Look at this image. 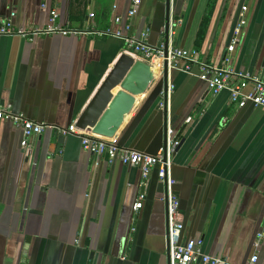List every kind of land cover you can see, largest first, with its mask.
<instances>
[{
  "label": "crops",
  "instance_id": "crops-1",
  "mask_svg": "<svg viewBox=\"0 0 264 264\" xmlns=\"http://www.w3.org/2000/svg\"><path fill=\"white\" fill-rule=\"evenodd\" d=\"M52 10L63 29L146 35L150 46L193 50L206 63L230 57L233 70L264 77V0H0V20L17 27H47ZM128 52L122 40L93 34L0 37V105L66 128L122 55L139 60ZM150 65L155 79L114 139L157 155L168 129L175 132L170 175L183 242L201 240L203 253L231 264L252 255L264 264V110L233 103L225 91L214 96L196 67L191 75L168 69L172 92L164 100L163 63ZM21 139L0 121V264H173L157 167L141 188L139 169L83 151L75 136L47 130L27 148Z\"/></svg>",
  "mask_w": 264,
  "mask_h": 264
},
{
  "label": "built area",
  "instance_id": "built-area-1",
  "mask_svg": "<svg viewBox=\"0 0 264 264\" xmlns=\"http://www.w3.org/2000/svg\"><path fill=\"white\" fill-rule=\"evenodd\" d=\"M138 4L139 0H133L134 6ZM133 15L134 11H131L129 16L132 17ZM57 18V12L52 10L49 25L44 28L17 27L10 19L0 20V37L21 38L28 41H32L37 37L55 34L61 36L93 34L99 37H113L123 41L129 54L137 56L139 60L149 65L153 62H166L168 69L181 71L187 75H191L192 69L196 67L198 74L195 77L203 82L208 91L214 96L225 91L229 94L230 101L233 103L249 102L253 106L264 110V77L233 70L229 66L230 57H226L221 64L206 63L201 61L196 51L193 50L166 48L163 43L156 47L150 46L146 42V35L138 39L133 36L126 37L121 32L112 33L109 30L92 33L67 30L57 24ZM115 23L119 24L120 18H117ZM242 25L243 22H240L234 31L231 44L227 49L229 56L234 51ZM129 29L130 27H126V30ZM246 90L249 91L246 92ZM171 92L172 86H169L166 94L161 93V98L166 97L167 100ZM3 120L10 122L16 129L20 130L22 134L20 145L22 148L29 147L31 139L39 137L47 130H55L61 136H75L80 139L83 151L100 158L106 157L109 163L118 161L124 166L139 169L141 172V188H146L151 170L157 167V176L165 185L166 190V246L171 262L173 264H231L220 257L203 253L201 240L188 242L182 240L184 226L179 219V201L173 192L174 180L170 175L172 158L179 147V139L171 129H168L166 144L160 152L157 155H148L124 148L114 138L101 137L93 134L91 130L79 128L77 122L66 128L36 123L28 120L22 114L13 113L9 106L0 105V121ZM190 121V118L187 119V123ZM144 200L145 193L142 192L138 195L132 207L135 215L142 209ZM257 261L258 257L252 255L247 264H257Z\"/></svg>",
  "mask_w": 264,
  "mask_h": 264
},
{
  "label": "water",
  "instance_id": "water-1",
  "mask_svg": "<svg viewBox=\"0 0 264 264\" xmlns=\"http://www.w3.org/2000/svg\"><path fill=\"white\" fill-rule=\"evenodd\" d=\"M167 76L168 65L163 62L164 94L167 93ZM154 79L151 65L131 55H122L77 120V126L101 137L114 138L134 108L136 98L147 91Z\"/></svg>",
  "mask_w": 264,
  "mask_h": 264
}]
</instances>
